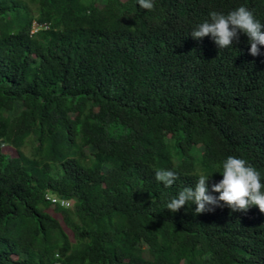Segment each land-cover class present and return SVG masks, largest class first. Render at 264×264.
Listing matches in <instances>:
<instances>
[{"label":"trees","instance_id":"16d2710c","mask_svg":"<svg viewBox=\"0 0 264 264\" xmlns=\"http://www.w3.org/2000/svg\"><path fill=\"white\" fill-rule=\"evenodd\" d=\"M241 5L264 22V0H0V264H264L258 206L165 208L229 155L264 173V46L190 34Z\"/></svg>","mask_w":264,"mask_h":264},{"label":"clouds","instance_id":"9594fccd","mask_svg":"<svg viewBox=\"0 0 264 264\" xmlns=\"http://www.w3.org/2000/svg\"><path fill=\"white\" fill-rule=\"evenodd\" d=\"M138 4L143 9L153 10L156 0H138ZM241 33L248 37L250 53L253 56L260 55V46H264V22L243 5L227 13L212 11L190 34L198 40L210 35L220 49H226L233 47L234 40H238ZM216 172L221 173L223 178L211 185L209 182L214 172L198 173L195 186L185 187L168 199L165 208L177 212L191 203L196 205L195 213L200 214L226 204L233 211L246 212L252 206H258L264 212V173L247 159L233 155L224 158L220 170ZM178 178V173L171 169L161 168L156 171V180L165 187L173 186Z\"/></svg>","mask_w":264,"mask_h":264},{"label":"built area","instance_id":"2783aa9c","mask_svg":"<svg viewBox=\"0 0 264 264\" xmlns=\"http://www.w3.org/2000/svg\"><path fill=\"white\" fill-rule=\"evenodd\" d=\"M44 27H48V26L44 25ZM46 199L50 200L53 204H59L60 206L71 207L72 205V202L70 200H66L51 194H47ZM55 264H62V263L58 261Z\"/></svg>","mask_w":264,"mask_h":264},{"label":"rangeland","instance_id":"374dc122","mask_svg":"<svg viewBox=\"0 0 264 264\" xmlns=\"http://www.w3.org/2000/svg\"><path fill=\"white\" fill-rule=\"evenodd\" d=\"M99 5H100V4H99ZM33 28H34V30L37 29V24H36V23H35V25H34ZM34 30H32V32H33Z\"/></svg>","mask_w":264,"mask_h":264}]
</instances>
